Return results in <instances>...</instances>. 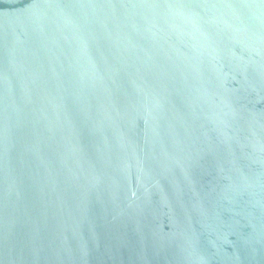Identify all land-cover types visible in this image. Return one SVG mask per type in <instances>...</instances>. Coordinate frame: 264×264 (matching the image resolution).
<instances>
[{"label":"water","instance_id":"obj_1","mask_svg":"<svg viewBox=\"0 0 264 264\" xmlns=\"http://www.w3.org/2000/svg\"><path fill=\"white\" fill-rule=\"evenodd\" d=\"M0 264H264V0H0Z\"/></svg>","mask_w":264,"mask_h":264}]
</instances>
